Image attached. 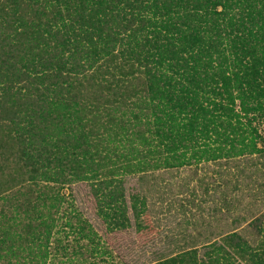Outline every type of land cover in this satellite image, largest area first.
<instances>
[{"label":"trees","instance_id":"obj_1","mask_svg":"<svg viewBox=\"0 0 264 264\" xmlns=\"http://www.w3.org/2000/svg\"><path fill=\"white\" fill-rule=\"evenodd\" d=\"M246 155H264V0H0V264L93 254L74 183L147 240L128 177ZM250 224L152 264H264V212Z\"/></svg>","mask_w":264,"mask_h":264},{"label":"rangeland","instance_id":"obj_2","mask_svg":"<svg viewBox=\"0 0 264 264\" xmlns=\"http://www.w3.org/2000/svg\"><path fill=\"white\" fill-rule=\"evenodd\" d=\"M126 187L128 200L135 193L146 199L155 227L152 239L139 238L134 225L109 231L89 184L77 182L66 191L97 232L96 249L85 259L71 246L70 256L59 254L48 264H152L193 247L203 254L207 245L232 232L253 238L250 223L264 212V155L162 168L128 177Z\"/></svg>","mask_w":264,"mask_h":264}]
</instances>
